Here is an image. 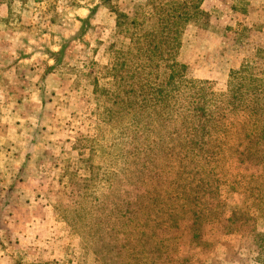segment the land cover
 <instances>
[{
	"label": "rangeland",
	"instance_id": "374dc122",
	"mask_svg": "<svg viewBox=\"0 0 264 264\" xmlns=\"http://www.w3.org/2000/svg\"><path fill=\"white\" fill-rule=\"evenodd\" d=\"M162 1L0 0V264H136L111 228L144 191L126 181L132 142L148 147L159 128L123 59L135 29L116 21ZM181 1L202 12L176 35L186 78L218 94L242 65L264 77V0ZM226 165L197 243L189 218L157 231L187 264H264V184L231 176L263 165Z\"/></svg>",
	"mask_w": 264,
	"mask_h": 264
},
{
	"label": "trees",
	"instance_id": "16d2710c",
	"mask_svg": "<svg viewBox=\"0 0 264 264\" xmlns=\"http://www.w3.org/2000/svg\"><path fill=\"white\" fill-rule=\"evenodd\" d=\"M189 6L164 0L150 5L147 14L136 11L129 18L119 13L116 21L118 32L128 23L135 29L130 37L135 52L129 50L123 59L130 57L126 71H134L140 97L136 107L148 112L151 130L159 128L148 147L140 149L139 141L132 142L126 181L144 191L133 201H123L121 228H111L116 242L135 255L136 264L188 263L175 252L177 239L159 238L157 231L189 218L194 229L187 241L197 243L199 224L212 212L218 183L232 172L229 165L221 170L226 158L234 164L260 162V175L231 176L237 183L264 184V77H257L253 66L242 65L231 71L228 90L218 94L186 78L175 59L176 35L186 22L199 24L202 13L196 6L190 12Z\"/></svg>",
	"mask_w": 264,
	"mask_h": 264
}]
</instances>
